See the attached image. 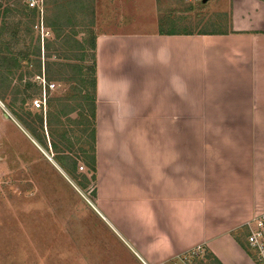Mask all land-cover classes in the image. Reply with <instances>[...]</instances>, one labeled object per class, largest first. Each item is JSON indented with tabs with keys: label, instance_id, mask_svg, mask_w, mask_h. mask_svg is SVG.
Instances as JSON below:
<instances>
[{
	"label": "crops",
	"instance_id": "1",
	"mask_svg": "<svg viewBox=\"0 0 264 264\" xmlns=\"http://www.w3.org/2000/svg\"><path fill=\"white\" fill-rule=\"evenodd\" d=\"M96 57L100 214L126 219L144 264L197 247L214 264H256L234 237L247 248L264 214V29L107 33ZM17 125L72 182L48 129L46 149Z\"/></svg>",
	"mask_w": 264,
	"mask_h": 264
},
{
	"label": "rangeland",
	"instance_id": "2",
	"mask_svg": "<svg viewBox=\"0 0 264 264\" xmlns=\"http://www.w3.org/2000/svg\"><path fill=\"white\" fill-rule=\"evenodd\" d=\"M70 1L0 0V264H144L134 254L126 219L100 214L96 182L85 190L79 187L92 175L88 157L92 156L94 124L88 119L89 103L79 92V73L87 75L92 70L93 39L107 33L257 31L264 29V0H82L72 25L65 26L58 39L46 23L55 28L64 24L70 9L63 10L62 19H56L53 10L58 2ZM32 2L37 10L30 6ZM7 8L20 12L7 20L19 40L11 45L7 43L10 32L2 22ZM38 37L42 69L58 85L45 112L32 106V98L41 94V88L33 84L40 72ZM25 54L29 56L16 67L12 58ZM64 107L78 110L65 114ZM17 123L27 132L35 130L48 149L46 129L53 133L51 142L66 157L75 158L72 182ZM80 151L90 156H80ZM73 165L71 159V169ZM198 260L197 264H214L208 253Z\"/></svg>",
	"mask_w": 264,
	"mask_h": 264
},
{
	"label": "trees",
	"instance_id": "3",
	"mask_svg": "<svg viewBox=\"0 0 264 264\" xmlns=\"http://www.w3.org/2000/svg\"><path fill=\"white\" fill-rule=\"evenodd\" d=\"M81 4H82V0H71L69 3H67V2H64V3H62V4H60V2H58L57 3V6H56V8L53 10L55 13H56V16H57V18L56 19H62V18H64L65 16H64V13H63V10L65 9V10H67L68 8L70 9V13H68L67 15V17H66V19H65V23L64 24H60L59 25V27L58 28H55L54 26H52V25H49V24H47L46 23V25H47V27L49 28V29H51V30H53V32L54 33H56V37L58 38V39H60V38H62V33H63V29H64V27L65 26H68V25H72L71 24V22H72V20H75V18H76V16H77V10H78V8L81 6ZM64 7V8H63ZM36 10H37V8H35ZM35 9H32L34 12H36V10ZM71 9H73V11L71 10ZM64 10V11H65ZM13 13H16V14H19L20 12L17 10H11V9H9V8H7V9H5L4 10V13H3V17H2V19H4L2 22H3V24H4V29L5 30H7L8 31V35L10 36L9 37V41L7 42L9 45H11V43H17V42H19V40H18V35H17V32H14V33H12V31L10 30V29H12V27H10V29H9V27L7 26L8 25V21L7 20H9L10 18H12V16H15V15H13ZM52 28H54V29H52ZM96 40H97V38L95 39H93V42H92V47H91V50L92 51H94V56H93V67H92V70L87 74V75H84L83 73H82V71H80V73H79V76H80V79H81V85H82V88H81V85H80V93L81 94H84L83 95V97H84V100L86 101V102H88L89 104H88V106H89V116H88V119L89 120H91L92 121V123L94 124L93 125V131H92V149H91V152H92V156H90V154H89V152H82V151H80L79 153H80V156L82 155V156H85L86 157V155L87 156H90V157H88V159L90 158L91 160H90V163H89V171H90V173L92 174L91 175V179H87V178H85L84 180H85V182L84 183H81L80 185H79V187H81V189H87L90 185L89 184H91L92 182H96V180H97V177H96V175H97V159H96V90H97V57H96ZM36 49H37V51H36V57L38 56L39 57V59H38V61H37V67L39 68V70H40V72H39V74L38 75H40L41 73H42V71L41 70H43L42 69V61H41V42H40V37H38V46H36ZM29 55L28 54H25L24 56H22L20 59H18V57H13L12 58V61H13V63H14V65L17 67V66H19V63H20V61H21V59L23 58V57H28ZM1 75H2V73H1ZM37 76V75H36ZM46 76H47V72H46ZM47 79H48V81H50L51 82V80L48 78V76H47ZM75 79H73V80H69L68 82H73ZM33 84H35L36 85V83H33ZM84 90V91H83ZM35 99V97H33L32 98V101ZM50 102V101H49ZM50 105H49V103H48V107H49ZM64 108H66L67 109V111H65V112H62V113H65V114H71V113H73V112H75V110L77 109H73V108H71V109H69L68 107H64ZM78 110V109H77ZM60 114H61V112H60ZM17 116V115H16ZM41 120V122H40V124L42 125L41 127L43 128L44 126V124H43V118L42 119H40ZM90 122V121H89ZM47 125H50V123H49V119H48V121H47ZM27 126H29V125H27ZM29 128H30V126H29ZM31 130H32V128H30ZM32 132L34 133L35 132V130H32ZM35 134V133H34ZM39 136V135H38ZM66 135H64L63 137H65ZM50 137L51 138H53V133L50 135ZM36 138H38L37 137V135H36ZM38 140L40 141V143L46 148V149H48V147H47V145H46V142L45 141H42L41 140V138H38ZM51 146H52V149L54 150V152L56 153V154H58V155H56V160L58 161V163L59 164H61L62 165V167H64L68 172H69V174L71 175V177L73 178V173H74V169H77V164H76V161H73L74 159H73V157H69V156H67L66 157V155L67 154H65L64 152H60L59 151V146H58V144L57 143H55V142H52L51 143ZM59 151V152H58ZM63 154H65V155H63ZM72 159V162H74V167H73V169H71V166H69V163H70V160ZM67 161V162H66ZM94 192H95V190H94ZM244 235V234H243ZM245 235L246 236H248V233L246 234L245 233ZM235 239H236V241L240 244V246L246 251V253L248 254V255H250V257L256 262V264H264V263H262L260 260H259V258H258V256H257V254H256V258H254L251 254H250V252L248 251V249L247 248H245L242 244H241V241H240V237L239 236H237V235H235V237H234ZM207 256V255H206ZM210 255H208V257H209ZM211 257V256H210ZM217 264H220L218 261H215Z\"/></svg>",
	"mask_w": 264,
	"mask_h": 264
},
{
	"label": "built area",
	"instance_id": "4",
	"mask_svg": "<svg viewBox=\"0 0 264 264\" xmlns=\"http://www.w3.org/2000/svg\"><path fill=\"white\" fill-rule=\"evenodd\" d=\"M30 6L34 8L35 3H30ZM34 82L41 88V94L32 101L33 109L45 112L48 108L50 94L58 88V85L48 81L44 68L42 73L35 77ZM248 226L250 229L247 236V243L250 249L257 254L259 260L264 263V214L254 219L253 225L249 224ZM204 255V248L197 247L163 264H197L196 259L198 260Z\"/></svg>",
	"mask_w": 264,
	"mask_h": 264
},
{
	"label": "water",
	"instance_id": "5",
	"mask_svg": "<svg viewBox=\"0 0 264 264\" xmlns=\"http://www.w3.org/2000/svg\"><path fill=\"white\" fill-rule=\"evenodd\" d=\"M7 116H9V115H7Z\"/></svg>",
	"mask_w": 264,
	"mask_h": 264
}]
</instances>
